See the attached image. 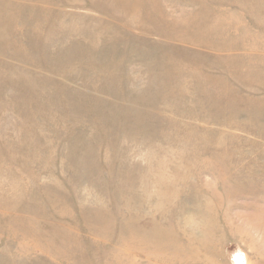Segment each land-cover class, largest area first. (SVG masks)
<instances>
[{
  "label": "rangeland",
  "instance_id": "obj_1",
  "mask_svg": "<svg viewBox=\"0 0 264 264\" xmlns=\"http://www.w3.org/2000/svg\"><path fill=\"white\" fill-rule=\"evenodd\" d=\"M0 264H264V0H0Z\"/></svg>",
  "mask_w": 264,
  "mask_h": 264
}]
</instances>
